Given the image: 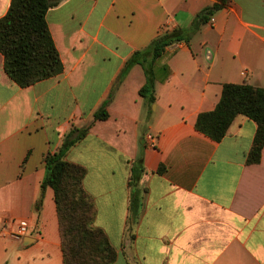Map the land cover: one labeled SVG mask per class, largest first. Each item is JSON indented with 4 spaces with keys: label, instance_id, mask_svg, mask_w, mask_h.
Returning a JSON list of instances; mask_svg holds the SVG:
<instances>
[{
    "label": "crops",
    "instance_id": "crops-1",
    "mask_svg": "<svg viewBox=\"0 0 264 264\" xmlns=\"http://www.w3.org/2000/svg\"><path fill=\"white\" fill-rule=\"evenodd\" d=\"M214 2L59 0L45 18L63 71L27 87L6 74L0 53V230L27 225L20 240L0 234V264H63L51 187L35 209L44 156L92 122L111 92L108 117L65 158L87 169L83 184L97 205L95 225L116 249L113 264H264V146L258 163L246 162L256 123L238 115L220 141L195 128L225 83L264 87V0H231L189 45L167 46L154 64L151 113L139 95L140 65L115 88L133 52L162 29L190 28ZM10 3L0 0V17ZM136 159L144 172L131 207Z\"/></svg>",
    "mask_w": 264,
    "mask_h": 264
},
{
    "label": "trees",
    "instance_id": "trees-1",
    "mask_svg": "<svg viewBox=\"0 0 264 264\" xmlns=\"http://www.w3.org/2000/svg\"><path fill=\"white\" fill-rule=\"evenodd\" d=\"M58 1L11 0L7 13L0 17V53L3 55V67L6 74L20 87H27L63 71L45 18L47 10ZM230 2L231 0H216L203 8L195 15L188 29H162L146 47L133 52L126 61L115 88L132 65H140L145 82L139 89V95L151 113L150 108L155 103L157 80L155 61L173 43L185 42L189 45L192 36L200 27L209 22L217 10L226 7ZM168 75L167 68L163 80ZM112 94L113 92L94 112L92 122L71 128L59 149L53 153L47 152L44 156L45 175L40 184V195L35 209L37 212L40 210L44 191L51 187L58 217L63 264H113L116 258V249L108 234L95 225L97 205L83 184L87 169L65 158L67 150L84 138L94 121L108 117L107 106ZM238 115H244L256 123V132L246 162L258 163L264 146V87L248 83H225L215 108L199 113L195 128L212 140L220 141ZM162 169L160 167L158 171L161 172ZM143 172L142 160L136 159L129 177V186L132 188L131 207L139 201L133 186Z\"/></svg>",
    "mask_w": 264,
    "mask_h": 264
},
{
    "label": "built area",
    "instance_id": "built-area-1",
    "mask_svg": "<svg viewBox=\"0 0 264 264\" xmlns=\"http://www.w3.org/2000/svg\"><path fill=\"white\" fill-rule=\"evenodd\" d=\"M147 139L150 141V143L153 145L154 138L152 135L148 134ZM27 232V225L24 222H19L17 225V229L15 231H12L8 228H3L0 230V234L3 236H7L14 240H20Z\"/></svg>",
    "mask_w": 264,
    "mask_h": 264
},
{
    "label": "rangeland",
    "instance_id": "rangeland-1",
    "mask_svg": "<svg viewBox=\"0 0 264 264\" xmlns=\"http://www.w3.org/2000/svg\"><path fill=\"white\" fill-rule=\"evenodd\" d=\"M193 37V36H192ZM200 35L199 36H197V37H195L193 40H192V46H193V48L194 49H198V45H197V42H198V40L200 39ZM111 241V240H110ZM112 242V241H111Z\"/></svg>",
    "mask_w": 264,
    "mask_h": 264
},
{
    "label": "water",
    "instance_id": "water-1",
    "mask_svg": "<svg viewBox=\"0 0 264 264\" xmlns=\"http://www.w3.org/2000/svg\"><path fill=\"white\" fill-rule=\"evenodd\" d=\"M155 106L153 105L152 109L154 110Z\"/></svg>",
    "mask_w": 264,
    "mask_h": 264
}]
</instances>
